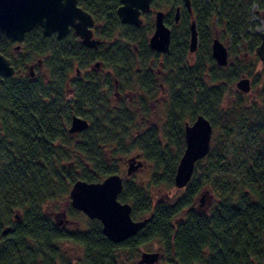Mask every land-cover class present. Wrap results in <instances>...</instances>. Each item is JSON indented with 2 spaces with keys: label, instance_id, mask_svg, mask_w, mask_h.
Segmentation results:
<instances>
[{
  "label": "trees",
  "instance_id": "1",
  "mask_svg": "<svg viewBox=\"0 0 264 264\" xmlns=\"http://www.w3.org/2000/svg\"><path fill=\"white\" fill-rule=\"evenodd\" d=\"M162 1L152 0V7ZM165 1L173 11L165 19L172 35L163 54L148 43L154 23L123 24L116 11L119 0H79L106 22L107 49L88 47L74 35L47 36L40 27L28 31L16 49L0 31V52L15 67L14 75L0 76V264H72L58 246L63 240L82 246L76 264H120V252L132 262L140 247L153 240L162 249L156 264H264V74L253 72L261 35L251 32L252 6L264 8V0H191L199 35L193 54L192 15L183 0ZM212 27L230 39L232 61L226 66L212 56ZM236 46L255 61L239 57ZM138 59L161 63L168 90L161 126H142L138 118L150 112L148 100L156 95L151 82L120 77L116 89L113 78L89 67L100 60L114 67L112 75L117 76L120 69L114 63L132 73ZM76 65L84 71L82 80L72 79ZM241 73L252 77L256 95L239 93L231 102L225 92ZM124 89L135 93L133 101L124 94L116 97ZM73 114L90 122L75 135L68 130ZM198 114L210 118L214 129L221 126L230 133L212 136L209 153L197 162L189 183L177 188L179 195L167 199L166 193L154 202V189L175 190L185 122ZM136 153L153 171L146 181L124 178L118 199L132 205L134 219L149 217L137 234L114 243L98 219L86 217V229L57 224L50 213L69 198L75 180L100 181ZM202 189L216 198L207 211L195 206ZM70 211L83 213L71 206ZM6 226L10 230L4 234Z\"/></svg>",
  "mask_w": 264,
  "mask_h": 264
},
{
  "label": "water",
  "instance_id": "2",
  "mask_svg": "<svg viewBox=\"0 0 264 264\" xmlns=\"http://www.w3.org/2000/svg\"><path fill=\"white\" fill-rule=\"evenodd\" d=\"M118 16L123 23H132L137 26L143 23L142 12L150 10L151 0H120ZM184 6L192 15L190 21L189 51L195 53L198 48L199 35L196 20L193 16L191 0H183ZM181 7L175 11V22L180 19ZM165 12L157 10L154 14V30L149 36V45L152 49L167 52L170 47L172 30L166 24ZM94 19L87 10L78 4V0H0V31L4 33L15 48L20 44L28 31L40 27L44 35L57 34L63 38L70 28L80 37L82 43L89 47H95L99 39L93 37L91 25ZM261 42L255 48L259 59L264 65V30L260 32ZM211 53L219 66L229 64V49L215 36L211 44ZM99 65V62L96 63ZM31 75H34V65H30ZM15 74V67L8 56L0 52V76L9 77ZM236 86L243 93H249L252 89L251 79L241 76L236 81ZM90 125L87 118L73 114L70 122L69 133L75 135L86 130ZM213 123L204 114H198L190 122H185V149L178 162L174 182L176 188L185 187L191 180L197 162L204 158L210 151ZM144 168V160L140 153H136L127 159V175H132ZM123 177L115 172L107 175L100 181H88L77 179L73 182L69 199L71 207L83 212L90 219H98L102 224V232L110 241L121 243L137 234L148 222L149 217L134 219L132 217V205L118 199L123 189ZM208 195L205 190L200 196L201 201ZM169 199V194H166ZM210 201V198H209ZM18 220L21 219L15 213ZM54 217L59 225L69 222L66 211H57ZM10 226H6L3 233L6 234ZM161 252L142 251L135 264H156L160 261Z\"/></svg>",
  "mask_w": 264,
  "mask_h": 264
},
{
  "label": "rangeland",
  "instance_id": "3",
  "mask_svg": "<svg viewBox=\"0 0 264 264\" xmlns=\"http://www.w3.org/2000/svg\"><path fill=\"white\" fill-rule=\"evenodd\" d=\"M251 11H252L251 12L252 13V19L251 20L254 24L251 27V32L252 33H260L261 31L264 30V8H258V6L256 4H254L252 6ZM150 15H151L150 19H147V17H146L145 21H151V22L154 21V13L153 14L151 13ZM215 36H218L220 38V40H222V42H224V44L228 47V49H230V47H231L230 39L227 37L223 38L220 31H219V28L212 27V38ZM236 48H239L238 49L239 53L237 54L239 57H242V54H243L245 56V58L248 60V63L255 61L254 56H251L250 54H248L246 49L242 50L240 48V46H236ZM190 60H191V58H190ZM231 61H232V59H231V56L229 54V62L231 63ZM262 65H263V63L259 59L257 62H255V65L253 66V72H257V73H260L263 75L264 69H263ZM243 75L250 77V79L252 81V77L250 75H248L247 73H241L238 76V79ZM237 80H235L232 84L228 85V88L225 92L226 98L228 100H230L231 102L235 99L237 94L243 93L236 86ZM255 89H256V87L253 86V88L251 89V91L249 93H243V94H245L248 98H253L256 95ZM165 96H163L162 99H160V101H159V98H157L155 101L153 99L151 101V103H156L155 110H153V107L150 105L149 110L151 113L147 114V115H149L150 120L153 121L154 123H156L157 126H161V124L164 123L165 118H166L165 117V110H166ZM138 118L140 119V124L142 126H146L145 121H143L141 118V115H139ZM235 129L236 128L233 127L230 131L234 132ZM225 132H229V131H226L225 128L218 126V127H215V129L213 131V135L216 136L218 134H225ZM213 142H215V141H213ZM126 170H127V164L125 162H122L121 168L117 173H119L123 178H127L129 176L126 174ZM152 171H153V166L144 161V168L142 170H140L139 172H137V174H135L133 177L136 180L146 181L149 178V176L151 175ZM203 191H205V189H202L199 192V194L196 198V205L195 206L196 207L201 206L202 208H204L207 211L212 206V204L215 202L216 198L213 195V192L211 190L210 191L207 190L208 195H206L204 197V201H201L200 196L203 193ZM166 193H168L169 197L172 199L175 197V195H179V190H177V188H175V190H172V191H166V190L165 191H159V190L157 191L154 189L153 190L154 202H155V200L158 199V197H160ZM209 198H210V201H209ZM70 206H71L70 205V199L68 198L66 201H64L63 203H61L59 205V208L53 209L54 211H52L50 214L53 216V219H55V217H54L55 213L54 212L65 210L66 211V218L69 220V222L66 223L65 225H61V226L65 227L69 230H73L77 226H81V228L86 229L87 228V222L85 220H86L87 216L84 213H82L81 215L76 214V213H72L70 211ZM58 246L60 248V251L64 255V257L70 259L72 264H76V259L79 257L80 253L83 251V248L81 245H79L73 241H70V240H63V241L59 242ZM157 250H160V252L162 253V249H161L159 242L156 240H153V241H151L147 244H144L140 247L138 256L140 257V254L142 251H157ZM139 257L134 259L132 262H128V258L126 256V253L120 252L118 260H119L120 264H135L136 260Z\"/></svg>",
  "mask_w": 264,
  "mask_h": 264
},
{
  "label": "flooded vegetation",
  "instance_id": "4",
  "mask_svg": "<svg viewBox=\"0 0 264 264\" xmlns=\"http://www.w3.org/2000/svg\"><path fill=\"white\" fill-rule=\"evenodd\" d=\"M78 4H79V0H78ZM121 4L120 0H119V4L117 6V9L116 11H118V7L119 5ZM80 5V4H79ZM82 6V5H80ZM172 6L173 4L172 3H167L165 0L162 1V4L160 5V7H157V8H154L152 7V0H151V5H150V10L148 12H142V18H143V23L145 22V18H146V15L147 13H154L155 14V11L157 10H163L165 12V17H164V20L166 19L167 15H169L171 13V11H173L172 9ZM86 10V9H85ZM111 9H96L95 11H110ZM176 11V10H174ZM89 12V11H88ZM90 13V12H89ZM118 14V12H117ZM92 17L94 19V22L93 24L91 25V29H92V33H93V37L95 38H98L99 39V43L97 44L98 45H102L104 49H107L108 48V44L111 40L105 38L103 36V33L102 32L104 29H105V25H106V22H104V20L102 19H98L94 14H92ZM119 17V16H118ZM175 17V16H174ZM120 19V18H119ZM121 21V20H120ZM122 22V21H121ZM166 22V21H165ZM123 23V22H122ZM142 23V24H143ZM154 23V21H153ZM123 24H131V25H135V24H132V23H123ZM141 24V25H142ZM167 24V23H166ZM168 25V24H167ZM137 26V25H135ZM140 26V25H139ZM169 26V25H168ZM170 27V26H169ZM171 28V27H170ZM154 30V28H153ZM172 30V28H171ZM153 32V31H152ZM152 32L150 33V35L152 34ZM52 35H56V33H53ZM70 35H74V37L76 38V40H78L79 42L82 43L80 37L74 32V29L71 27L69 32L67 33L66 36H64L63 38L67 37V36H70ZM149 35V36H150ZM50 36V35H49ZM58 38V37H57ZM63 38H60V39H63ZM59 39V38H58ZM148 43H149V39H148ZM84 44V43H82ZM85 45V44H84ZM87 46V45H86ZM95 46V47H97ZM150 46V45H149ZM89 47V46H88ZM95 47H92V48H95ZM151 48V47H150ZM170 48V47H169ZM152 49V48H151ZM157 51V50H156ZM160 52V51H159ZM163 54V52H161ZM166 53V52H164ZM99 62V65H96V63ZM159 60H155V59H150V60H144V61H141V60H136L134 61V69L137 70V72L133 71L132 73L130 72H126L125 71V67L124 66H120V63L116 62L114 63V66H115V69H120V72H118L117 76H113L112 73L114 72V67L110 66V65H104V63L100 60H97L93 63L90 64V68H96L97 70L101 71V74L104 76V77H109V78H113L115 80V86H116V89L117 87H119V79L120 77L121 78H124L126 76H130L131 78H135L137 79L138 77L137 76H140L141 78H144L147 80L148 84L149 82H151V84L154 86V91H153V94H156L153 98H150L148 100V107L150 108V105L153 107V110H155V105L156 103H151V101L154 99V101L159 98V101L160 99H162L163 96H165L168 92L166 86L163 85L162 83V75L164 74L162 71H161V68H160V65L161 63L159 64ZM77 69L76 71V74L74 75L72 73V79L73 80H76V79H79V80H82L83 78V75H84V71H81L78 67V65H76L75 67ZM77 76V77H76ZM69 90L70 91H73V86L69 85L68 86ZM126 95L131 101L134 100V95L135 93L132 92V90L130 89H124L122 92H117V98H120L121 96ZM150 103V104H149ZM137 111H140V107L136 106L135 107ZM151 112L147 113V114H150ZM147 114H140L141 115V118L143 121H145V125L146 126H152V125H157L156 123H154L153 121L150 120L149 118V115ZM84 117V116H83ZM89 121V120H88ZM126 163V161H125ZM127 164V163H126ZM139 172V171H138ZM137 174L134 173L132 175H135ZM128 176H131V175H128ZM124 180V178H123ZM198 209L201 210V211H204L205 209L202 208L201 206H198Z\"/></svg>",
  "mask_w": 264,
  "mask_h": 264
}]
</instances>
